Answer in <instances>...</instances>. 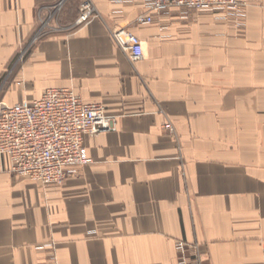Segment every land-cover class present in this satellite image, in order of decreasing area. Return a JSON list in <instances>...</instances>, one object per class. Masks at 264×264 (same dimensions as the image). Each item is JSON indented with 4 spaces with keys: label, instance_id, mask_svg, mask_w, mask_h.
<instances>
[{
    "label": "crops",
    "instance_id": "obj_1",
    "mask_svg": "<svg viewBox=\"0 0 264 264\" xmlns=\"http://www.w3.org/2000/svg\"><path fill=\"white\" fill-rule=\"evenodd\" d=\"M58 1L0 0V99L68 87L117 129L86 135L92 161L61 183L0 154V264H264L263 0L172 7L148 24L145 0H92L98 15L77 27L81 0H68L69 29L34 41Z\"/></svg>",
    "mask_w": 264,
    "mask_h": 264
},
{
    "label": "built area",
    "instance_id": "obj_2",
    "mask_svg": "<svg viewBox=\"0 0 264 264\" xmlns=\"http://www.w3.org/2000/svg\"><path fill=\"white\" fill-rule=\"evenodd\" d=\"M67 1L59 0L40 10L41 23L34 41L50 32L69 29L58 24ZM238 5V0H145V11L137 21L151 23L154 15L172 7L201 11L233 10ZM97 15L92 0H81L72 27L88 23ZM111 34L132 61L143 58V46L137 34L126 28L115 29ZM116 129V117L107 114L102 104L85 102L68 87L50 88L30 102L10 105L0 99V154L9 158L12 172L43 184L61 183L92 161L86 154V135ZM262 246L264 254V241ZM180 249L185 254L187 245L181 244ZM182 258L185 264V256Z\"/></svg>",
    "mask_w": 264,
    "mask_h": 264
}]
</instances>
